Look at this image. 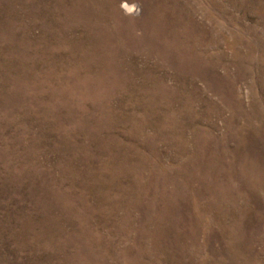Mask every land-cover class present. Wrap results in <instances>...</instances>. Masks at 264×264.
Listing matches in <instances>:
<instances>
[{
  "label": "rangeland",
  "instance_id": "obj_1",
  "mask_svg": "<svg viewBox=\"0 0 264 264\" xmlns=\"http://www.w3.org/2000/svg\"><path fill=\"white\" fill-rule=\"evenodd\" d=\"M0 264H264V0H0Z\"/></svg>",
  "mask_w": 264,
  "mask_h": 264
},
{
  "label": "clouds",
  "instance_id": "obj_2",
  "mask_svg": "<svg viewBox=\"0 0 264 264\" xmlns=\"http://www.w3.org/2000/svg\"><path fill=\"white\" fill-rule=\"evenodd\" d=\"M122 7L124 8L126 14L131 15L133 12H135L137 15H139V9L135 5L129 6L127 3H124Z\"/></svg>",
  "mask_w": 264,
  "mask_h": 264
},
{
  "label": "bare ground",
  "instance_id": "obj_3",
  "mask_svg": "<svg viewBox=\"0 0 264 264\" xmlns=\"http://www.w3.org/2000/svg\"><path fill=\"white\" fill-rule=\"evenodd\" d=\"M131 6V5H130Z\"/></svg>",
  "mask_w": 264,
  "mask_h": 264
}]
</instances>
